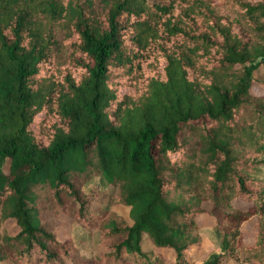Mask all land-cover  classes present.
Listing matches in <instances>:
<instances>
[{
	"label": "trees",
	"instance_id": "obj_1",
	"mask_svg": "<svg viewBox=\"0 0 264 264\" xmlns=\"http://www.w3.org/2000/svg\"><path fill=\"white\" fill-rule=\"evenodd\" d=\"M263 170L264 0H0V263L264 264Z\"/></svg>",
	"mask_w": 264,
	"mask_h": 264
},
{
	"label": "rangeland",
	"instance_id": "obj_2",
	"mask_svg": "<svg viewBox=\"0 0 264 264\" xmlns=\"http://www.w3.org/2000/svg\"><path fill=\"white\" fill-rule=\"evenodd\" d=\"M257 79L258 81H261L263 79V72L260 71L257 73ZM252 90L254 93L258 94L262 92V87L259 83L255 82ZM264 171V170H263ZM107 186L101 180L100 177H95L91 181H89L85 186L84 190L89 193L93 190H99V189H105ZM114 209L118 212V214L122 215L125 218H128V208L124 206H115ZM62 224H60L56 228V232L60 238H64L68 234H73L75 238L76 245L81 249V253L83 255H89L92 253L94 249V244L96 243V237L95 235L91 237H87L88 233H83L84 236H82V230L77 225L74 224L73 230L71 228V224H69V218L67 216H61L60 218ZM199 224L202 226L200 228V234L202 237L201 243L195 245L191 251L187 254V257L194 261L196 264H200L206 259L209 258V256L213 253H220V244H219V238L217 234L214 231L213 228V220L210 217L206 216H198ZM9 230L12 232L15 231L12 227V223H7ZM255 225H256V218H250L246 220L241 225V232H242V242L245 244H253L254 243V237H255ZM86 238V239H85ZM145 248L149 249V246H146ZM238 254L228 256L221 264H243L241 261L242 259L237 257ZM170 253H167V259L168 261H171ZM0 264H13L10 260H5L1 262Z\"/></svg>",
	"mask_w": 264,
	"mask_h": 264
}]
</instances>
